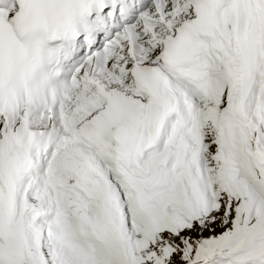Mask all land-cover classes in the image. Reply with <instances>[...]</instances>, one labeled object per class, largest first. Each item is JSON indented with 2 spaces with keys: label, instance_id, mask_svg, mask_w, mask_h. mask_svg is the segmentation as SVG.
<instances>
[{
  "label": "snow or ice",
  "instance_id": "snow-or-ice-1",
  "mask_svg": "<svg viewBox=\"0 0 264 264\" xmlns=\"http://www.w3.org/2000/svg\"><path fill=\"white\" fill-rule=\"evenodd\" d=\"M0 264H264V0H0Z\"/></svg>",
  "mask_w": 264,
  "mask_h": 264
}]
</instances>
